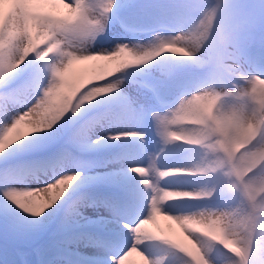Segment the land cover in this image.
<instances>
[{
	"label": "clouds",
	"instance_id": "obj_1",
	"mask_svg": "<svg viewBox=\"0 0 264 264\" xmlns=\"http://www.w3.org/2000/svg\"><path fill=\"white\" fill-rule=\"evenodd\" d=\"M135 3L0 0V81L27 74L18 103L0 116V157L69 113L82 116L119 97L137 73L163 64L164 78L174 80L172 65L190 66L197 70L192 86L167 110L150 113L163 147L146 165L127 166L134 185L120 238L127 251L112 264H126L130 253L142 264H254L257 250L264 264V0H183L181 18L131 32L121 13ZM115 24L130 38L109 44ZM121 138L143 141L145 133L112 137ZM185 148L198 154L194 162L170 159L169 149ZM81 175L67 162L24 169L0 183V203L41 216L70 202ZM189 182L203 183L185 187ZM221 195L230 203L212 206ZM182 202L205 206L186 210ZM157 244L165 255L152 253Z\"/></svg>",
	"mask_w": 264,
	"mask_h": 264
},
{
	"label": "bare ground",
	"instance_id": "obj_2",
	"mask_svg": "<svg viewBox=\"0 0 264 264\" xmlns=\"http://www.w3.org/2000/svg\"><path fill=\"white\" fill-rule=\"evenodd\" d=\"M182 5L183 0H136L135 6L127 8V11L122 12L121 15L128 31L135 32L151 22L150 20L146 21L147 23L140 26L133 23L130 20V14L133 15L137 12L134 9L145 8L147 12L153 14L156 21L154 25L150 26L158 24L164 26L171 19L181 18L184 12ZM123 31L125 30L120 24H115L110 34L120 40L129 39L130 37ZM165 66L168 67V65ZM172 67L178 72L177 79L166 80L164 77L149 79L146 76H138L137 73L125 82L123 93L119 97L99 104L82 116L78 113L75 119L79 116L80 121L62 142H55L51 147L43 148V151H37L40 146L32 149L29 154L27 151H23L20 153V157L14 158L15 165H53L64 161L73 168L76 167L80 172L85 169L90 172L88 176H83L78 182L79 187L84 186L85 183L94 182L88 188H81V191L74 194L70 202L63 205L62 208L58 204L45 211L41 216L43 222L48 225L47 228L57 217L56 213H59V217L69 213L70 217L73 216L79 220L80 225L68 236L61 234L52 237L50 236L51 230L48 232L47 228L43 229L39 244L35 247L37 250L40 248V251L43 248L46 249L45 253L37 252L39 259L44 256L40 264H70L59 261L60 259L74 261L76 264H112L110 258L119 257L127 250L120 243V238L127 231L123 229L122 221L132 211L129 205L132 202L134 185L127 174V166L131 163L146 165L150 156L158 152L163 145L156 134L150 136L145 132L143 141H136L132 138L113 140L112 137L122 132L132 131L130 124L137 121L138 112L144 111L150 114L152 111H165L168 105H172L178 99L181 91L192 86L196 69L179 63ZM66 118L74 117L72 113H69L64 120ZM89 136L107 137V139L99 145L78 142V137L80 140L86 141ZM49 140L43 145H47ZM78 149L86 150L88 155L96 157V161L93 157L88 161L85 157L76 156ZM169 151L173 154L170 157L173 162L192 163L198 158V154L188 148L169 149ZM93 164L98 169L102 167L104 180H98L93 176L95 174L90 171ZM41 183L43 180L33 181L35 186H39ZM202 183L189 182L184 186L198 187ZM182 203H185L186 210H195L197 207L205 206L198 202ZM228 203L230 201L223 197L215 201L212 206H226ZM158 219L162 225L169 223L162 217ZM148 227L154 229L155 224H150ZM64 244H70L75 252L65 249ZM46 252L48 253L45 257ZM1 253L6 258L11 255L15 260L21 261V255H16L14 251L2 249ZM152 253L156 256L165 255L166 246L157 244L153 247ZM260 258L261 252L257 250L254 264H259ZM126 264H142V260L137 254H133L128 258Z\"/></svg>",
	"mask_w": 264,
	"mask_h": 264
},
{
	"label": "snow or ice",
	"instance_id": "obj_3",
	"mask_svg": "<svg viewBox=\"0 0 264 264\" xmlns=\"http://www.w3.org/2000/svg\"><path fill=\"white\" fill-rule=\"evenodd\" d=\"M172 51L182 52L184 50L181 48H172ZM26 87H27L26 73L17 72L16 74H13L10 78L6 77L4 81H0V116L5 115L10 109H13L15 107V105L18 103L20 95L22 94V92ZM61 127L62 125L60 123L51 130L38 134L37 138L35 139L30 138L32 139L31 143H24L22 148L14 147L13 149H10L9 153L6 154L4 157H0V183L13 182L14 177L21 169L24 170L27 168H37V167L45 166L44 164L15 165L13 163V160L19 155V153L23 151L32 150L46 143L49 139L54 137L61 130ZM126 132H131V131L129 130ZM77 139L78 142L80 143H90L94 145H99L103 143L104 140L107 139V137L89 136L86 141L80 140L79 137ZM58 163L62 164L65 162L59 161ZM81 174H82L81 175V179H82L83 172H81ZM71 179H74V177H71L70 181ZM11 208L12 207L9 206L7 203H0V211H7ZM156 216L159 218L162 217L165 221H167L168 219L167 217L160 216L159 210H156ZM185 223H187L189 227H195V228L200 227L195 222L186 221ZM146 224L150 225L152 224V222L146 221ZM170 228L181 235L183 234V228L180 224H172L170 225ZM125 249H127V247H125ZM130 256H132L131 253L129 254V257ZM116 258L118 259L119 257Z\"/></svg>",
	"mask_w": 264,
	"mask_h": 264
},
{
	"label": "rangeland",
	"instance_id": "obj_4",
	"mask_svg": "<svg viewBox=\"0 0 264 264\" xmlns=\"http://www.w3.org/2000/svg\"><path fill=\"white\" fill-rule=\"evenodd\" d=\"M143 13L144 10H141L138 12V15L135 14L131 20L139 21ZM165 68L166 67L163 66L157 67V69L161 71H164ZM155 69L156 68L150 69L148 72L139 75L146 76L149 79L162 76L157 73ZM29 214L30 213H25L23 210L15 208L14 206L7 211H0V264H37V262L34 261V255L36 252L33 250L35 247L32 246V242H36L37 239L40 238L41 232H43V229L46 228L47 224L43 221L41 223H32L28 219ZM9 236L23 238L25 242L20 243L17 246L11 245L8 240ZM26 246H32L33 249L28 251ZM2 249H4V251L13 250L16 255L20 254L22 261L15 260L11 255L7 258L4 257L1 253Z\"/></svg>",
	"mask_w": 264,
	"mask_h": 264
}]
</instances>
